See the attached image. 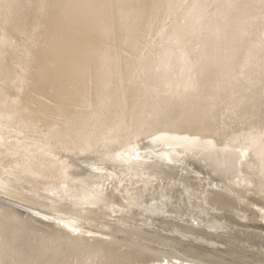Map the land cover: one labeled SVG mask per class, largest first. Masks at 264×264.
Segmentation results:
<instances>
[{
  "label": "bare ground",
  "instance_id": "bare-ground-1",
  "mask_svg": "<svg viewBox=\"0 0 264 264\" xmlns=\"http://www.w3.org/2000/svg\"><path fill=\"white\" fill-rule=\"evenodd\" d=\"M0 264H264V0H0Z\"/></svg>",
  "mask_w": 264,
  "mask_h": 264
}]
</instances>
